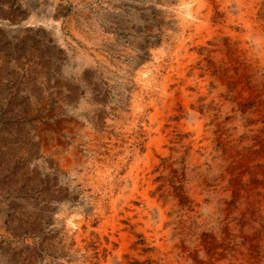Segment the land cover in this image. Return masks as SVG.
<instances>
[{
    "label": "rangeland",
    "instance_id": "rangeland-1",
    "mask_svg": "<svg viewBox=\"0 0 264 264\" xmlns=\"http://www.w3.org/2000/svg\"><path fill=\"white\" fill-rule=\"evenodd\" d=\"M0 264H264V0H0Z\"/></svg>",
    "mask_w": 264,
    "mask_h": 264
},
{
    "label": "bare ground",
    "instance_id": "bare-ground-1",
    "mask_svg": "<svg viewBox=\"0 0 264 264\" xmlns=\"http://www.w3.org/2000/svg\"><path fill=\"white\" fill-rule=\"evenodd\" d=\"M73 152V151H72Z\"/></svg>",
    "mask_w": 264,
    "mask_h": 264
}]
</instances>
